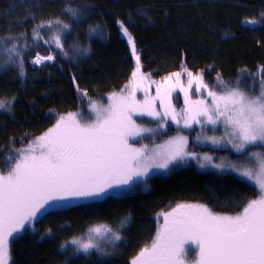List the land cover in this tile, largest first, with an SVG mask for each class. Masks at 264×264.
I'll use <instances>...</instances> for the list:
<instances>
[{"label": "trees", "instance_id": "obj_1", "mask_svg": "<svg viewBox=\"0 0 264 264\" xmlns=\"http://www.w3.org/2000/svg\"><path fill=\"white\" fill-rule=\"evenodd\" d=\"M68 7L80 13L78 19L65 11ZM261 12L264 0H0V98H15L11 111L0 110V152H6L10 144L26 146L60 114L84 110L87 100L81 102L77 85L100 100L123 88L134 61L118 21L132 35L143 70L155 79L180 71L184 63L194 74L203 71L210 84L217 75L229 82L259 84L264 22L243 21H264ZM57 18L70 26L62 36L67 55L44 42L50 41L53 29H40L42 40L32 38L37 24ZM93 28L95 32L90 31ZM13 44L21 55L13 53L9 60ZM37 55L56 58L37 65L32 62ZM255 195L244 180L182 164L154 177L148 190L140 186L76 208L48 212L35 222L33 232L27 231L12 244L11 264H129L139 248L150 242L157 226L155 214L169 210L170 205L204 203L217 212L236 214ZM218 200H230L235 206L222 208ZM128 216L130 222L120 229L123 239L108 249L107 256L60 248L84 236L90 226L119 227Z\"/></svg>", "mask_w": 264, "mask_h": 264}, {"label": "snow or ice", "instance_id": "obj_2", "mask_svg": "<svg viewBox=\"0 0 264 264\" xmlns=\"http://www.w3.org/2000/svg\"><path fill=\"white\" fill-rule=\"evenodd\" d=\"M65 11L79 18L75 9L68 7ZM260 16L264 17V12ZM258 22L264 21H243L252 25ZM117 23L135 60L123 88L109 94L105 104L77 85L81 102L87 100V114H60L51 127L26 146L10 144L6 152H0V264H10L11 244L23 239L26 225L30 226L54 202L102 198L115 189L134 191L142 186L148 190L154 177L171 173L188 159L197 160L202 169H218L216 175L235 173L254 186L255 198L244 201L236 214L217 212L204 203L170 205L169 210L157 213L150 242L139 248L129 264H264V67L260 69L258 89L246 81H225L220 75L210 84L205 82L203 71L194 75L184 63L180 71L156 82L142 71L141 57L128 28L123 22ZM69 27L58 18L42 22L33 28L32 38L42 40L40 29H53L50 41L44 42L63 52L62 36ZM8 53L9 60L13 53L21 55L15 44ZM55 58L37 55L32 62L39 65ZM22 66L21 60V75ZM185 75L187 86L182 79ZM153 84L155 95L150 94ZM193 85L198 99L192 98ZM177 89L184 96V107L179 111L172 103V93ZM138 92L143 93L142 99L137 98ZM14 100L0 98V110L11 111ZM144 116L156 121V126L138 123L136 118ZM169 122L177 126L175 136L162 144L144 143L145 139L154 140L156 133L166 132ZM194 125L201 133L222 129L220 136L205 135L202 139L197 133L195 139L230 147L238 154L237 162L212 163V156L200 157L189 151L188 136L179 129H192ZM217 204L222 208L235 206L230 200H218ZM130 219L123 218L119 227L107 223L90 226L84 236L74 237L60 248L67 249L71 244L74 248L69 251L73 254L88 255L94 250L107 256L110 252L101 241L115 248L123 239L120 229Z\"/></svg>", "mask_w": 264, "mask_h": 264}, {"label": "rangeland", "instance_id": "obj_3", "mask_svg": "<svg viewBox=\"0 0 264 264\" xmlns=\"http://www.w3.org/2000/svg\"><path fill=\"white\" fill-rule=\"evenodd\" d=\"M129 47H130V52H131V46L129 45ZM136 49H137V46H136ZM137 52L140 55L138 49H137ZM133 61H134V67H135L134 58H133ZM142 71L144 73H146V74H149L148 72H145L143 70V68H142ZM149 75L151 76V74H149ZM151 78L153 80H155L156 82H161V80H162V78L155 79L152 76H151ZM182 79L184 80L185 86H187V77H186V75L184 77H182ZM253 85L255 86L256 89L259 88V84H253ZM155 87H156L155 84H153L152 88H151V93H150L151 95H155ZM192 91H193V95H192L193 99L200 98L199 94H195V85H193V90ZM107 97H105V99L101 100V102L106 104L107 103ZM137 98L138 99H142L143 98V93L142 92H138L137 93ZM158 103L159 102H157V106H158ZM172 103L177 108L178 111H179L180 108L184 107V96H183V93H181L179 91V89H177L175 92L172 93ZM81 111H83L84 113L87 114L88 113V105L86 106V108L84 110H79V111H76V112H81ZM73 113H75V112H73ZM136 119H137L138 123H141L145 127L154 128L156 126V123H157L156 121L152 120L150 117H147V116L137 117ZM209 129H210V126H209ZM177 131H178L177 126L175 124L169 122V125H168V128H167L166 132H158V133L155 134L154 140L150 141L148 139H145L144 143H148L150 146L153 143L162 144V143H164L165 140H168L169 138L175 136L177 134ZM179 131L182 134L188 136V149H189V151H195L200 157H202L204 154L210 155L213 158L212 159V163H217V164L221 163V162H224L225 164H228L229 162H233V163L237 162L238 154L233 149H231L230 147L226 148V147H223V146H213L210 143H199V142H197L195 137H196L197 133H201V129H200L199 126L194 125L192 129H183V128H181V129H179ZM205 135H207V136H212V135L220 136V135H222V129L217 130L215 132H213L211 130H208L206 133H201V138L203 139V137ZM137 146H139V145H137ZM186 164H193L196 169H198V170H200L202 172L217 173L219 171L218 169H214V168H211V167H206V168L202 169V168H200L199 163L197 162V160L188 159V160L183 162V165H186ZM224 174L225 175L228 174L229 176H232L234 178L244 180L246 183H248L251 186H253L250 182H248L245 179L237 176L233 172L227 171ZM253 188H254V186H253ZM127 190L128 189H115L109 195H107L105 197H108L110 195H115V194L118 195L119 193L125 192ZM105 197L89 199L88 201H93V202L94 201H100V200L104 199ZM253 198H255V197H253ZM70 201L73 204V203H79V202L87 201V200L74 199V200H70ZM58 204H59V202H54L52 207H56V206H58ZM43 212H45V211H43ZM156 215H157V213L155 214V217H156ZM27 226L28 225H26V227ZM101 244L107 250L109 248H112L111 245L105 243L104 241H101ZM68 247L70 249L74 248V246L71 245V244H69ZM93 252H95V251L93 250L91 253H93ZM82 254H84V253H82Z\"/></svg>", "mask_w": 264, "mask_h": 264}, {"label": "flooded vegetation", "instance_id": "obj_4", "mask_svg": "<svg viewBox=\"0 0 264 264\" xmlns=\"http://www.w3.org/2000/svg\"><path fill=\"white\" fill-rule=\"evenodd\" d=\"M87 202H89V201L87 200V201H82V202H79V203H73L72 204L70 200L69 201H59L58 206H56V207H48L45 212L42 211L41 214H38L37 218L32 222V224L30 226H27L26 229L30 230V231L34 230L35 222L38 221L39 219H41L48 212H51V211H62V210H67V209H71V208H76V206L81 205L83 203H87ZM11 247H12V244L10 246V250H11ZM63 251L65 252V251H67V249H64Z\"/></svg>", "mask_w": 264, "mask_h": 264}]
</instances>
